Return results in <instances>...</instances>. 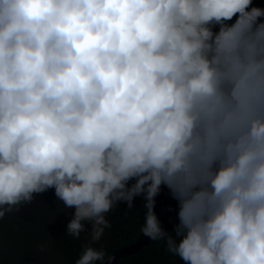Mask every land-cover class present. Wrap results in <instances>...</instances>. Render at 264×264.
I'll use <instances>...</instances> for the list:
<instances>
[{
	"label": "clouds",
	"instance_id": "9594fccd",
	"mask_svg": "<svg viewBox=\"0 0 264 264\" xmlns=\"http://www.w3.org/2000/svg\"><path fill=\"white\" fill-rule=\"evenodd\" d=\"M253 5L0 0V219L60 229L59 205L39 217L54 189L74 209L72 239L88 226L99 241L124 203L122 224L143 207L138 237L184 264H264V8ZM165 187L172 232L156 213ZM104 258L89 245L75 264Z\"/></svg>",
	"mask_w": 264,
	"mask_h": 264
},
{
	"label": "trees",
	"instance_id": "16d2710c",
	"mask_svg": "<svg viewBox=\"0 0 264 264\" xmlns=\"http://www.w3.org/2000/svg\"><path fill=\"white\" fill-rule=\"evenodd\" d=\"M253 6L264 8V0H254ZM40 197L41 200L39 203H47L41 209V214L39 215L41 219L44 216L48 217L49 214L55 213L56 209L51 204L60 206V229L56 225V229L52 231V234L47 232L37 233L30 237V242L25 249L20 251L14 250L13 252L16 251V254H7V252H4L0 258V264H75L86 246L90 245L94 247L93 242L77 238L72 239L62 234L70 218L62 214L67 208L57 199L54 189L40 194ZM176 203L177 201L171 197L169 190L166 187L163 188L159 194L157 203L160 211H156V213L163 227L169 232H172L178 220L177 211L171 209V211L167 212V209L170 206L176 208ZM142 204L143 202L140 201L139 204L131 208V211L142 206ZM128 211L129 209L126 204L118 203L106 214V219L110 224V227L107 229L111 235L108 239L98 244V250L105 252L103 264L117 249L135 242L141 232L140 229L144 224L145 210L142 207L139 213H129L122 224V218ZM11 216L19 224V226L14 224L15 227L20 229V225L22 226L23 224V218L19 217L16 212H13ZM113 220L117 226L111 225ZM43 254L46 256V260L41 258ZM97 264H100V262L98 261ZM115 264H184V262L178 256L172 255L167 251L165 241L152 240L141 251L119 258Z\"/></svg>",
	"mask_w": 264,
	"mask_h": 264
},
{
	"label": "rangeland",
	"instance_id": "374dc122",
	"mask_svg": "<svg viewBox=\"0 0 264 264\" xmlns=\"http://www.w3.org/2000/svg\"><path fill=\"white\" fill-rule=\"evenodd\" d=\"M133 182L134 181L130 183H133ZM140 198L141 197H137L135 199L134 205H137L140 203L141 201ZM73 211L74 209L67 208L65 210V215L71 218ZM12 214L13 213H10L6 215L3 219H0V258L4 254V252H7V254H11V253L16 254V251L25 249L28 246V243L30 242V237L36 235L37 233L47 232L49 234H52V231H53L52 227L50 226L48 222H38V223L33 224L30 227H26L22 224V226L20 225V229H17L15 225L19 226V224H17V222L14 221V218L11 216ZM87 228H88V231L82 233L81 236L77 239L86 240L88 242H93L90 236L91 227L87 226ZM109 237H110L109 233L107 229H105V232L102 238L99 241L93 242L94 248L98 249L99 242L104 241L108 239ZM14 250L16 251L13 252ZM41 258L46 260V256L44 254L42 255Z\"/></svg>",
	"mask_w": 264,
	"mask_h": 264
},
{
	"label": "water",
	"instance_id": "95a60500",
	"mask_svg": "<svg viewBox=\"0 0 264 264\" xmlns=\"http://www.w3.org/2000/svg\"><path fill=\"white\" fill-rule=\"evenodd\" d=\"M151 240L152 239L150 237L145 236L143 233H141L135 243L122 247L115 251L111 256H109L112 259L109 260L108 257L104 264H115L119 258L139 252L141 248L148 244Z\"/></svg>",
	"mask_w": 264,
	"mask_h": 264
}]
</instances>
